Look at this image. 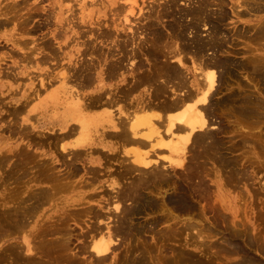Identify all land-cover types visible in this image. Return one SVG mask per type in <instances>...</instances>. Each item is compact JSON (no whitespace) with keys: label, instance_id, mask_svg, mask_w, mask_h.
<instances>
[{"label":"bare ground","instance_id":"6f19581e","mask_svg":"<svg viewBox=\"0 0 264 264\" xmlns=\"http://www.w3.org/2000/svg\"><path fill=\"white\" fill-rule=\"evenodd\" d=\"M260 13L264 0H0V122L27 139L0 136V264H264L248 254L264 256V227L223 213L225 184L250 177L226 150L247 138L226 145L208 119L262 121ZM230 16L256 23L232 32ZM208 212L219 233L193 222Z\"/></svg>","mask_w":264,"mask_h":264},{"label":"rangeland","instance_id":"374dc122","mask_svg":"<svg viewBox=\"0 0 264 264\" xmlns=\"http://www.w3.org/2000/svg\"><path fill=\"white\" fill-rule=\"evenodd\" d=\"M231 2H236V0H231ZM139 3H141V1L139 2ZM213 7V8H212ZM211 8L212 9H217V7L216 6H212ZM238 10H242V9H238ZM264 15V13H260V15ZM254 19V17L253 16H247V17H245L244 19H236L234 16H230V19L227 21V25H226V29H230V30H232V32H234L237 28H240V27H242V26H249V25H253V24H255L256 23V21H252V20ZM241 20V21H240ZM246 23V24H245ZM207 26L206 27H202V29H201V34L203 35V37L204 38H207V35L209 34V32H210V30L208 31L207 30ZM38 34H42L41 32H38L36 35H34V36H37ZM143 36V35H142ZM142 36H141V38H142ZM238 41V49H241V48H243L244 46H245V44H243V42H244V40H242L241 38L240 39H238L237 40ZM231 47V46H230ZM76 57H77V55H76ZM238 57H242V55H239ZM87 59V58H86ZM239 75H241V76H239L238 78L240 79V81L242 82L241 84L243 85V82H245V83H247V84H251L252 83V81L250 80V77H248V75L246 76V74H239ZM25 77H27L26 75H25ZM242 78V79H241ZM239 81V80H238ZM239 81V82H240ZM251 81V82H250ZM28 83V81L27 80H23V82L21 81L20 83L21 84H23V83ZM114 81H112L111 83H109V84H112V87H114V83H113ZM249 82V83H248ZM233 84V85H232ZM247 84H244V85H247ZM233 87H232V86ZM248 87H251V86H249V85H247ZM232 87V88H231ZM237 88H238V85H236V83L234 84V82H230V85H229V88L228 89H236L237 90ZM239 89V88H238ZM240 90V89H239ZM249 90H252V91H255L254 89H252V87H251V89L249 88ZM225 91V90H224ZM224 91H223V93L222 94H224ZM229 91V90H228ZM256 92V91H255ZM225 93H226V91H225ZM222 94H220V96L218 95L217 96V98L218 97H221V96H223ZM263 99H264V96H263ZM122 105H123V103H121V104H119L118 106H116V107H122ZM33 106L35 107L34 109H35V112H32L31 113V115H35V116H38V117H42V116H40V115H38V114H40V113H42V111H43V106H41V107H38L37 106V103H34L33 104ZM118 108H115V109H117L118 110ZM223 108H221V109H217L214 113H212L211 114V116L209 117L208 116V119H210V124H209V128H211V129H215L214 131L215 132H218L216 129H218L219 127H221V124H222V127H225L226 126V128L228 129H226V128H224V130L225 131H223V132H218L217 133V137L219 136V138L223 141V142H225L226 143V145H228V144H231L232 142V144H231V146L233 145V147H235V146H238V145H241L242 143H244V138L243 137H245V138H247L246 140H247V142H246V146L245 147H243V148H240L239 146H238V148L237 147H235L236 149H234V148H231V149H229V151H227L226 150V154L228 155V156H232V157H237L236 159H238V160H240V162H241V165L242 164H244L243 165V169L245 168L246 170H248V177L249 178H247L246 179V181H244V179H237V178H235L234 180H233V184L236 186L237 185V183H239L236 187L233 185L232 187H234L233 189H231V183L229 184L230 185V187H229V185H227L226 186V184H225V190H227L228 191V197L230 198V200H231V205H232V208L234 207V209H235V215H233L231 212H227V211H225L224 210V215H226V217H228L227 218V220H228V224H230V226H231V228H233L232 226H233V224L235 223V221L236 222H240V221H246V222H248V225L250 224V225H252V230L253 229H257V230H259L260 228H262V227H264V218H262V217H264V169H263V166H264V139H263V133H264V116L263 117H261L262 119V121L261 122H258L259 120H260V118H259V120H258V118H256V121L257 122H255V118H252V119H250V121H249V119H240V117H236V116H234V114H229V112L227 113V111H229V110H227L226 111V109H224V110H222ZM3 110L6 112V107H4L3 108ZM3 111V113L5 114V112ZM220 115H223L224 114V116H219L218 114ZM263 113H264V110H263ZM227 114V115H226ZM229 114V115H228ZM213 115V116H212ZM233 115V116H232ZM207 117V116H206ZM212 117V118H211ZM233 117H234V119H233ZM226 118H228V119H225ZM10 118H7V119H4L3 121H1L0 122V136H2V137H7V138H10V140H9V142H12L11 143V146L12 145H15V144H24L25 142H27V139L24 137V134L22 133V134H17V135H12L11 134V132H10V130L8 131L6 128H7V123H8V120H9ZM230 119H232V120H230ZM254 119V120H253ZM227 120H230V122L229 121H227ZM244 120V121H243ZM209 120H207V122H208ZM218 121L220 122V121H222V123H218ZM232 121V122H231ZM242 121V122H241ZM253 121L255 122L254 124H252L253 123ZM32 122H34V121H32ZM226 122H229V123H227L226 124ZM234 122V123H233ZM244 122V123H243ZM247 122V123H246ZM217 123H218V125H217ZM230 123H232V124H230ZM237 123V125H235ZM243 123V124H242ZM246 123V124H245ZM249 123V124H248ZM263 123V124H262ZM246 125H248V128L250 127V130L246 127ZM250 125V126H249ZM257 125V127H255ZM259 125V126H258ZM263 125V126H262ZM245 126V127H244ZM232 129H230V128ZM235 127V128H234ZM238 127H240V133H242L243 135H245L246 134V136H242V134H240L239 133V128ZM244 129H242V128ZM252 128V129H251ZM254 128H256L255 130L256 131H254ZM210 129V130H211ZM237 129V130H236ZM257 129H258V131L260 130V131H262L261 133H260V131H259V133H258V131H257ZM209 130V129H208ZM231 130V131H230ZM252 130V131H251ZM3 131V132H2ZM227 131H229L230 133L228 134V132ZM232 131H233V133H232ZM236 131H238L237 132V134L235 135L234 134V132L236 133ZM250 132V133H249ZM252 132V133H251ZM4 133H6V134H4ZM10 133V134H9ZM223 133V134H222ZM224 133H226V134H224ZM249 135H248V134ZM257 133V134H256ZM219 134V135H218ZM239 134V135H238ZM250 134H251V136H250ZM252 134H256L255 136H256V138H255V136L254 135H252ZM262 134V135H261ZM8 135V136H7ZM247 135H248V137H247ZM231 136H233V137H231ZM237 136V137H236ZM253 136V137H252ZM260 136V137H259ZM23 137H24V139H23ZM223 137V138H222ZM229 137V138H228ZM240 137H241V141H239V139H240ZM235 138V139H234ZM251 138H253V139H251ZM229 139H231L232 140V142H231V140H229ZM255 139H257V141L255 140ZM258 139H260V140H258ZM262 139V140H261ZM228 140V141H227ZM240 142V144H239V142ZM252 142H251V141ZM237 141V142H236ZM256 141V142H255ZM258 141H260V142H258ZM263 141V142H262ZM2 142V139L0 138V143ZM231 142V143H230ZM236 142V143H235ZM250 142H251V144H252V147H251V145H250ZM259 143V144H258ZM256 144H257V146H256ZM247 145H248V147H247ZM8 146H10L9 144H8ZM230 146V145H229ZM250 146V147H249ZM253 146H254V149L256 150L257 149V147H258V150H256V151H258L259 152V150H262L263 149V151H261V152H259V155H258V152H256L254 149H253ZM263 146V147H262ZM245 148V149H244ZM248 148V149H247ZM249 148H250V150H249ZM253 150H252V149ZM232 149H234V151H232ZM242 149V150H241ZM242 151V152H241ZM247 151V152H246ZM243 152H246V153H243ZM251 152V153H250ZM240 155V157H239V155ZM260 154H262V156L260 155ZM233 155H235V156H233ZM237 155V156H236ZM242 156H246L245 158H243L242 159ZM247 156H248V158H247ZM261 156V157H260ZM251 159H250V158ZM253 157H254V160H252L253 159ZM251 160V161H253L251 164H250V162L249 161ZM249 163H248V162ZM240 162H239V165H240ZM248 164H247V163ZM256 162V163H255ZM258 162V163H257ZM261 162H262V164H261ZM246 164V165H245ZM249 164H250V166H249ZM253 164V165H252ZM248 165V166H247ZM255 165L257 166V167H255ZM247 166V167H246ZM208 167H212L211 165H209L208 164ZM252 167V168H251ZM254 167H255V169H254ZM115 167H113V169H114ZM261 168L263 169V170H261ZM253 169H254V171H253ZM84 173V172H83ZM82 172H81V174L80 175H82L83 174ZM213 174V173H212ZM214 175H211V176H207L206 178H205V183H206V185H209L208 186V188L210 189V195H212L213 197H211V201H212V203H216L215 202V199H216V194H217V189H216V185H215V183H214V177H213ZM111 177V176H110ZM175 179H177V178H181L179 175L178 176H176V177H174ZM103 179H105V180H108L109 178H107V177H104ZM179 179H177V181L180 183V181L181 180H179ZM248 180V181H247ZM237 183H236V182ZM235 182V183H234ZM245 182V183H244ZM242 183V184H241ZM106 186L108 185V183H106L105 184ZM212 187V188H211ZM214 187V188H213ZM238 187V188H237ZM263 188V189H262ZM1 190V189H0ZM234 190V191H233ZM233 192V193H232ZM170 193H172V190H170ZM67 196H69V197H71L73 194H71V193H68V194H66ZM215 195V196H214ZM199 198H194V205L196 204L197 206L195 207V208H197L195 211H197V213L199 212V210L201 209V207L205 204V202H203L202 200H200V201H197ZM191 200V199H190ZM202 201V202H201ZM238 206H240V207H238ZM47 210H49V207H47L46 208ZM241 211V212H240ZM200 212H201V210H200ZM241 213H243V214H241ZM239 215V216H238ZM260 215V216H259ZM262 215V216H261ZM199 216V214L197 215V217ZM210 216V217H209ZM235 216V217H234ZM242 216H244V217H242ZM197 217L195 216L194 217V219H193V222L195 223L196 222V224H198V222H199V225H200V223H201V225L202 224H206L205 226H211V227H213L214 228V226L215 225H217L216 224V222L215 223H213L214 221H213V214L211 213H206V216H205V218L207 219V220H205L203 217H201V216H199L198 217V219H197ZM201 218L204 220V222L203 221H201ZM213 218V219H212ZM198 221H197V220ZM200 219V220H199ZM258 220V221H257ZM262 222H261V221ZM201 221V222H200ZM255 221V222H254ZM257 221V222H256ZM189 222H191V221H189ZM209 223V224H208ZM220 224V226L219 225H217V228H219V229H217V228H215L216 230H217V233H219V231L220 230H223V224L221 223V222H219ZM200 225V226H201ZM260 225V226H259ZM222 226V227H221ZM216 227V226H215ZM77 229H75V234H78V233H80V228H78V227H76ZM234 228H235V226H234ZM79 229V231H77ZM237 229H238V227H237ZM219 230V231H218ZM77 231V232H76ZM194 232L196 233V231L194 230ZM255 232V231H254ZM190 233H192V234H195V233H193V232H190ZM213 241H217L218 240V242H220V241H222V238H221V235H217L216 237H214L213 239H212ZM238 243L239 244H243V242H242V240H238ZM248 249H250V251L248 252V254L251 256V257H253V258H255V260L257 261V262H260V263H264V256L261 254L260 255V253L258 252V251H256L255 249L253 250L252 248H248ZM220 255H221V253H220ZM222 256V255H221ZM226 257V258H225ZM228 257V258H227ZM222 258H224L223 260L224 261H226L227 262V264H229V263H235L234 261H236L237 259H238V257H236V256H234V255H231V254H227V256L226 255H223L222 256ZM230 258V259H229ZM226 259V260H225Z\"/></svg>","mask_w":264,"mask_h":264}]
</instances>
